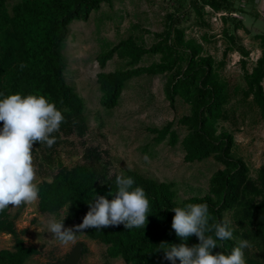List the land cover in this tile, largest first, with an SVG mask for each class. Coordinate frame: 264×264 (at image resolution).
<instances>
[{
    "label": "trees",
    "instance_id": "obj_1",
    "mask_svg": "<svg viewBox=\"0 0 264 264\" xmlns=\"http://www.w3.org/2000/svg\"><path fill=\"white\" fill-rule=\"evenodd\" d=\"M112 1L17 0L10 6L8 0H0V92L5 95H43L64 116L59 131L53 133L56 141L51 148L39 142L33 145L57 167L51 181L37 184L38 210L61 219L67 214L66 206L73 202L64 220L66 227L82 222L89 208L86 202L94 195V190L99 195H107L110 186L116 190L117 174H111L106 151L86 147L83 160L72 167L65 166L58 156L54 157L66 138H84L88 132L84 100L65 78L68 63L63 49L70 25L74 21H88L102 4L111 5ZM236 1L242 0H189L187 4L185 0H177L176 16L188 8L202 16L205 7L209 6L215 13H225L222 18L227 23L233 13H249L238 7ZM244 1L255 10L260 0ZM237 24L243 27L241 20H237ZM180 26L179 17L169 15L165 30L154 34L158 42L151 47L146 48L138 41L140 39L130 36L117 45L102 49L96 58L101 69L97 74L100 103L106 110H113L120 104L131 79L143 75L164 76V93L171 106H175L178 97L189 106V113L178 121L187 129L181 141L184 161L194 163L212 157L224 168L211 176L209 190L204 196L182 201L177 200L174 183L160 182L136 170H126L124 175L132 176L135 185L144 189L149 200L145 228L125 229L123 224L100 230L90 227L77 237L105 245L110 259H121L126 264H171L163 259V251L158 248L166 247L164 243L186 242L191 246L198 243V239L193 234L182 241L175 234L171 228L174 212L170 209L205 203L210 227L222 221L233 229V239L217 240L220 248H214L213 252L227 253L240 239H246L250 244L244 250L246 264H264V166L256 177H252L249 167L234 153V136L227 130H220L219 126L221 121H228L237 110L246 107L264 119V36H260L261 57L251 71L246 67L247 61L242 60V66L247 70L246 87L233 88L215 71L214 58L203 54V45L193 39L186 40ZM224 34L231 46L229 50L239 52L242 59L249 57L250 51L238 43L232 31L224 29ZM116 54L125 60V67L104 71ZM146 54H160L161 57L150 65L139 66ZM173 124L169 122L162 128L150 129L156 134L157 142L167 140L171 146L179 142ZM107 198L111 199V196ZM226 212L230 219L225 218ZM3 231H11L16 244L12 250H0V264H25L38 254L37 249L23 244L9 207L0 211V232ZM176 264H179L178 258Z\"/></svg>",
    "mask_w": 264,
    "mask_h": 264
},
{
    "label": "rangeland",
    "instance_id": "obj_2",
    "mask_svg": "<svg viewBox=\"0 0 264 264\" xmlns=\"http://www.w3.org/2000/svg\"><path fill=\"white\" fill-rule=\"evenodd\" d=\"M8 1L12 6L17 0ZM188 1L185 0V3ZM177 5V0H113L111 5L102 4L101 9L93 12L88 21H74L70 25L63 49L68 63L65 78L84 100L88 132L84 138H66L57 148L54 157L58 156L65 166L72 167L80 163L86 147H97L109 154L111 174L136 170L157 181L174 183L178 201L202 197L208 192L211 176L224 166L212 157L201 162L184 161L185 152L181 141L187 129L178 121L189 113V106L179 97L175 106H171L164 93V76L143 75L131 79L120 104L113 110H106L100 103L97 74L101 69L96 58L101 50L108 45H117L130 36L140 39L138 41L146 48L151 47L158 42L154 34L165 30L169 15L179 17L186 40L193 39L203 45V54L214 58V69L221 79L233 88L246 87L247 70L243 68L242 60L247 61L246 67L251 71L261 57L264 0L257 2L255 10H251L244 0L236 1L238 7L247 9L249 13H233L227 23L223 16L217 17L207 7L202 16L189 8L181 10L180 16H176ZM237 20L243 22V27L238 26ZM224 29L235 34L238 43L250 51L249 57L242 59L239 52L228 49L231 46ZM160 57V54H146L139 66L150 65L159 61ZM125 63L116 54L108 61L104 71L124 68ZM169 122L174 123L173 130L179 135V142L175 146L169 145L167 140L157 142L156 134L150 131L151 128H162ZM219 126L220 130H227L234 136V153L249 167L250 175L256 177L258 170L264 166V119L246 107L237 110L228 121H221ZM36 150L33 145L31 151L35 183L51 181L57 170L56 164H52L42 152ZM9 213L15 222L16 231L21 234L23 244L38 250V254L25 264L64 261L77 244L82 245V254L77 264H126L121 259H110L105 245L83 236L77 237L76 243L66 245L51 239L46 222L57 218L39 212L38 198L32 203H22L16 207L10 204ZM225 218L230 219L228 212ZM15 244L11 231L0 232V250H12Z\"/></svg>",
    "mask_w": 264,
    "mask_h": 264
},
{
    "label": "clouds",
    "instance_id": "obj_3",
    "mask_svg": "<svg viewBox=\"0 0 264 264\" xmlns=\"http://www.w3.org/2000/svg\"><path fill=\"white\" fill-rule=\"evenodd\" d=\"M64 116L43 95L0 92V211L11 204L13 207L37 200L39 188L35 183L32 146L35 142L51 148L56 141L53 133L59 131ZM101 183V182H100ZM104 184V183H101ZM116 190L107 195H94L86 202L88 211L82 222L71 227L64 226L73 202L66 206L67 214L61 219L46 222L47 233L60 245L77 242V234L86 228H108L123 224L125 229L145 228L149 200L144 189L135 185L132 176L123 173L115 176ZM107 196H111L108 199ZM171 228L185 241L195 234L198 243L189 246L186 242L167 244L158 248L163 259L176 264H246L244 250L249 241L240 239L225 252H213L220 248L217 240H232L233 229L225 222L208 225V208L205 203L173 207ZM156 250V251H157Z\"/></svg>",
    "mask_w": 264,
    "mask_h": 264
},
{
    "label": "water",
    "instance_id": "obj_4",
    "mask_svg": "<svg viewBox=\"0 0 264 264\" xmlns=\"http://www.w3.org/2000/svg\"><path fill=\"white\" fill-rule=\"evenodd\" d=\"M81 254H82V245L77 244L66 260L56 262L54 264H77Z\"/></svg>",
    "mask_w": 264,
    "mask_h": 264
},
{
    "label": "built area",
    "instance_id": "obj_5",
    "mask_svg": "<svg viewBox=\"0 0 264 264\" xmlns=\"http://www.w3.org/2000/svg\"><path fill=\"white\" fill-rule=\"evenodd\" d=\"M258 1H259V0H258ZM207 8L211 11V13L215 14L217 17L220 16V15H221V17H222L223 15H225V13H223V12H218V13L216 12V13H215V12L212 10V8H210L209 6H207ZM217 17H216V18H217Z\"/></svg>",
    "mask_w": 264,
    "mask_h": 264
},
{
    "label": "crops",
    "instance_id": "obj_6",
    "mask_svg": "<svg viewBox=\"0 0 264 264\" xmlns=\"http://www.w3.org/2000/svg\"><path fill=\"white\" fill-rule=\"evenodd\" d=\"M263 3V1L261 2V4Z\"/></svg>",
    "mask_w": 264,
    "mask_h": 264
}]
</instances>
